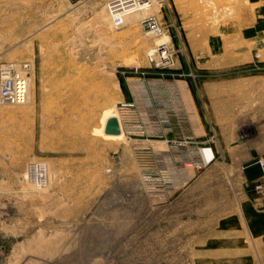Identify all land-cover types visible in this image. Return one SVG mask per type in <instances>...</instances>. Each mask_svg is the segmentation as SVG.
<instances>
[{"label": "rangeland", "instance_id": "1", "mask_svg": "<svg viewBox=\"0 0 264 264\" xmlns=\"http://www.w3.org/2000/svg\"><path fill=\"white\" fill-rule=\"evenodd\" d=\"M111 1L0 0V66H32L28 101H0V264H264L234 172L163 155L175 121L211 120L203 85L264 72V0H138L120 27Z\"/></svg>", "mask_w": 264, "mask_h": 264}, {"label": "crops", "instance_id": "2", "mask_svg": "<svg viewBox=\"0 0 264 264\" xmlns=\"http://www.w3.org/2000/svg\"><path fill=\"white\" fill-rule=\"evenodd\" d=\"M262 55L258 62L264 64V52ZM252 62L256 60L249 57L239 64ZM159 94L158 91V97L153 96L143 105L147 107L150 102L152 104L151 130L154 136H160L163 130ZM202 98L211 120L206 123L201 120V126L197 124L194 132L187 124L180 127L178 120L175 121L168 136L172 146L163 155L169 157L175 171L188 173L195 164L202 167L225 166L234 172L239 187L244 188L243 219L247 221L248 235L254 242L249 249L264 251V165H261L264 160V72L248 70L232 79L207 83L202 86ZM210 127L216 133L214 145L210 141ZM192 139L199 140L197 142L201 143V149L206 148V151L202 150L201 154L197 151L189 157L188 153H193L192 149H195L188 141ZM258 185L262 190L255 191Z\"/></svg>", "mask_w": 264, "mask_h": 264}, {"label": "built area", "instance_id": "3", "mask_svg": "<svg viewBox=\"0 0 264 264\" xmlns=\"http://www.w3.org/2000/svg\"><path fill=\"white\" fill-rule=\"evenodd\" d=\"M149 2L138 0H114L108 5V10L112 16L115 26L120 27L124 24L125 18L137 11L143 10ZM144 29L156 36L163 34V28L155 18H149L144 21ZM170 54L167 46H156L149 50L148 57L150 62L160 65L169 64ZM32 66L30 63H5L0 66V101L5 104L22 105L28 101L30 92V76ZM140 106V105H139ZM138 106V107H139ZM123 110H132L136 108L134 103H122ZM144 108V106H143ZM135 111V110H134ZM145 111H138V118H144ZM144 120V119H142ZM146 131L143 129L142 133ZM206 151V148L200 149V152ZM192 153H188L190 157ZM206 155V154H205ZM205 161V160H204ZM261 165H264V160L261 161ZM258 190L262 187L257 186Z\"/></svg>", "mask_w": 264, "mask_h": 264}, {"label": "bare ground", "instance_id": "4", "mask_svg": "<svg viewBox=\"0 0 264 264\" xmlns=\"http://www.w3.org/2000/svg\"><path fill=\"white\" fill-rule=\"evenodd\" d=\"M149 5H150V3H148V5L144 8V9H146V8H148L149 7Z\"/></svg>", "mask_w": 264, "mask_h": 264}]
</instances>
